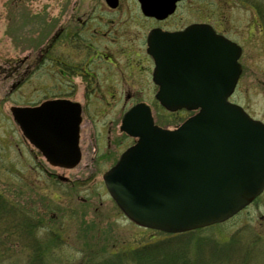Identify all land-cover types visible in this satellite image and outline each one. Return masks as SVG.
I'll use <instances>...</instances> for the list:
<instances>
[{
    "label": "rangeland",
    "instance_id": "rangeland-1",
    "mask_svg": "<svg viewBox=\"0 0 264 264\" xmlns=\"http://www.w3.org/2000/svg\"><path fill=\"white\" fill-rule=\"evenodd\" d=\"M98 3L106 2L0 0V202L6 207H0V264H32L37 258L40 264H105L118 258L119 264H135L127 252L169 238L129 221L103 181L135 142L120 131L124 111L132 104L87 105L81 125L83 158L69 170L48 163L11 115L12 107L37 106L57 97L54 52L41 55L58 29L72 30L76 19H86ZM183 3L189 25L208 24L240 45L243 72L230 100L264 123V0ZM130 14L136 15L134 10ZM147 22L141 25L146 30L131 31L145 35ZM71 51L68 44L58 49L62 56ZM149 106L159 124L180 123L179 114ZM185 246L195 262L206 258L212 264H264V194L231 221L172 247L183 251Z\"/></svg>",
    "mask_w": 264,
    "mask_h": 264
},
{
    "label": "water",
    "instance_id": "water-1",
    "mask_svg": "<svg viewBox=\"0 0 264 264\" xmlns=\"http://www.w3.org/2000/svg\"><path fill=\"white\" fill-rule=\"evenodd\" d=\"M179 1L139 0L146 16L159 19ZM108 2L115 6L118 0ZM197 32L204 33L199 61L190 50L186 60L181 48L173 50L172 59L161 47L155 50V44L151 51L159 63L162 105L171 111L200 109L199 114L179 129L165 131L154 126L147 107H135L125 116L123 130L139 142L104 176L110 195L131 221L171 234L225 222L264 191V124L228 101L242 72L241 49L215 36L209 26L155 34L149 42H180ZM190 72L210 82L192 83ZM78 107L52 101L13 108L12 115L52 165L71 169L81 160Z\"/></svg>",
    "mask_w": 264,
    "mask_h": 264
},
{
    "label": "flooded vegetation",
    "instance_id": "flooded-vegetation-1",
    "mask_svg": "<svg viewBox=\"0 0 264 264\" xmlns=\"http://www.w3.org/2000/svg\"><path fill=\"white\" fill-rule=\"evenodd\" d=\"M98 4L89 15H84L88 16L86 19H76L72 30L66 26L58 29L53 37L52 62L57 72L56 88L59 89L55 99L79 103L83 111L94 103L101 106L154 103L162 108L157 99L160 87L154 81L156 63L148 50V37L154 30L178 33L187 29L188 20L182 15L185 3H178L174 14L164 20L145 17L140 3H117L115 8L109 3ZM133 10L136 15L131 16ZM177 15L179 20H174ZM146 21L150 22V28L145 35L131 31L144 29L141 25ZM67 44L71 53L59 55L58 49ZM43 61L44 58L38 65ZM79 96L80 100H77ZM179 115L182 120L188 117L187 112ZM153 116L155 124L172 128L169 123V126L159 124L154 113Z\"/></svg>",
    "mask_w": 264,
    "mask_h": 264
},
{
    "label": "trees",
    "instance_id": "trees-1",
    "mask_svg": "<svg viewBox=\"0 0 264 264\" xmlns=\"http://www.w3.org/2000/svg\"><path fill=\"white\" fill-rule=\"evenodd\" d=\"M0 198L2 197L0 196ZM1 206L3 211L6 210L4 204L1 203L0 207ZM2 209L0 208V210ZM200 232L201 231L178 236H170L158 245L146 246L141 249L131 251L129 252L130 255H128L127 252L126 258L135 262V264H212L213 262L210 259L207 260L206 258H203V260H200L199 262L197 260V262L191 261L190 256L188 254V247L186 246L183 248V251L177 249L176 247H172L175 244H178L179 246L181 242L186 240L188 237ZM226 247L227 246L224 245V248ZM35 255L39 256V253H36ZM120 261H122V259L118 258V260H114L112 263L109 262L105 264H119ZM32 264H40L39 259H34Z\"/></svg>",
    "mask_w": 264,
    "mask_h": 264
}]
</instances>
